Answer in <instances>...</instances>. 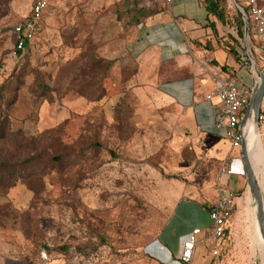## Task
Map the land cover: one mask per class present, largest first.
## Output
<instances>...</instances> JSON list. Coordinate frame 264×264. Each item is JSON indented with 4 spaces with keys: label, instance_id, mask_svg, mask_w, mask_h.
Masks as SVG:
<instances>
[{
    "label": "rangeland",
    "instance_id": "rangeland-1",
    "mask_svg": "<svg viewBox=\"0 0 264 264\" xmlns=\"http://www.w3.org/2000/svg\"><path fill=\"white\" fill-rule=\"evenodd\" d=\"M32 4L0 0V86L19 78L16 99L4 106V116L12 132L23 134L21 145L0 140V156L17 161L63 147L75 153L64 159L61 170H43L33 182L19 179L0 191V264H161L156 242L179 200L201 197L209 205L218 176L222 185L229 179L236 188L239 175L243 186L234 189L236 206L225 238L217 242L218 256L227 264H262L241 148L232 150L223 132L204 131L196 120L204 113L201 99L212 87L208 72L194 77L187 70H195L199 51L184 58L186 69L174 61L162 67L156 45L139 58L132 55L146 19L135 22L134 14L139 7L163 3L47 0L40 34L18 55L12 26L31 15ZM226 8L230 23L219 24L225 35L236 33L239 12L232 0ZM241 46L256 66L253 72L262 73L264 53L256 52L255 35L248 34ZM214 56L225 62L224 50L216 49ZM95 58L112 64L92 85L85 75L102 67L99 63L85 72L84 66ZM206 64L215 66L212 60ZM37 77L52 89L45 97L31 90ZM237 78L245 76L237 73ZM202 119L210 125L209 117ZM258 131L264 153L260 122ZM95 141L101 146L91 147ZM227 158L231 174L219 175ZM254 171L264 197V165ZM205 247L198 250L206 257Z\"/></svg>",
    "mask_w": 264,
    "mask_h": 264
},
{
    "label": "crops",
    "instance_id": "crops-1",
    "mask_svg": "<svg viewBox=\"0 0 264 264\" xmlns=\"http://www.w3.org/2000/svg\"><path fill=\"white\" fill-rule=\"evenodd\" d=\"M240 2V8L248 9L247 0H238ZM260 5H264V0H258ZM162 7H158V12L151 14L144 19V22L141 24V32L138 35L135 43L132 44L131 50L134 57H140L149 47L156 45L159 47L158 62L163 67L164 65L174 63L178 64V67L185 68L184 58H189L188 55H193V50L199 51L200 59L197 60L198 64H195V70H192L190 66L187 69L189 74L194 77H202V71L208 72V77L210 79L211 73H219L229 78L231 81L242 85L248 90L253 89L257 83L256 74L257 71L252 70L248 62H243L241 60H236L232 55H230L226 49H224L220 44H218L217 37L213 33L212 29L209 26L210 22L215 21L217 23L218 38H223L224 40L229 39L228 34L234 36L240 42V46L237 47L239 53L241 40L246 36V30L244 37L241 39L237 33L221 34L219 31V22L213 16H208L207 10L203 3V0H173L171 4H162ZM192 42V43H191ZM216 49H221L225 51V62L220 63L218 59L214 56ZM259 54L258 48H255ZM241 55V54H240ZM228 57H232V60H229ZM207 60L216 61L215 66H207ZM180 60H182L180 62ZM226 67V72H221V67ZM237 73H242L245 78L238 79ZM243 82H246L244 84ZM212 83V81H211ZM213 88L206 90L204 99H201V105L204 108V113L196 116V120L199 123L198 125L204 131H208L212 127L215 129L214 117L215 111L213 105L206 100L207 93ZM189 105L194 106V101L189 100ZM188 104V103H187ZM261 110H264V99L262 103ZM209 117L210 125L205 126L203 123H200L202 118ZM201 118V119H200ZM201 124V125H200ZM264 126V123L261 122ZM259 133V131H258ZM260 135V134H259ZM261 140V139H260ZM262 146V142H261ZM263 150V147H262ZM264 154V153H263ZM245 172V171H244ZM259 174V173H258ZM239 182L237 184V189L243 186V178L239 175ZM229 180V179H228ZM227 180V185L224 187L233 190L236 189L235 185L232 188L229 185ZM219 183L221 184L220 180ZM222 185V184H221ZM214 198H212L211 203L208 205L201 197L197 198H184L179 200L178 205L171 217L167 222L164 232L160 235L159 240H157L158 249L162 252L161 264H183L179 260V254L182 250L183 242L187 238L188 234L194 227H200L201 233L199 234V239L194 257L190 264H227L228 262L225 259H219V250L217 247L218 240L212 242L209 245L206 236L210 233L213 222L209 216V207L215 201L216 196V181L214 183ZM255 235V227L251 234V239ZM224 239L223 237L219 240ZM205 244L207 249L206 257L202 255L198 250L201 245ZM227 245V243H226ZM177 246V253H172V248ZM213 249L218 251L217 254H213ZM156 251V249H155ZM157 252V251H156ZM175 257V258H174Z\"/></svg>",
    "mask_w": 264,
    "mask_h": 264
},
{
    "label": "built area",
    "instance_id": "built-area-1",
    "mask_svg": "<svg viewBox=\"0 0 264 264\" xmlns=\"http://www.w3.org/2000/svg\"><path fill=\"white\" fill-rule=\"evenodd\" d=\"M143 1L147 4L154 2L171 4L173 2V0ZM247 4V12L241 9L244 14V16L242 15L243 20L247 22L248 32L250 30L257 38L258 51L264 53V5H260L258 0H247ZM47 6V0H33L31 15L13 24L12 32L16 38L15 50H25L27 44L31 43L40 34L41 18ZM240 54L241 60L249 63L251 59L242 55V52ZM250 66L252 70L256 68L252 63ZM256 78H258V74H256ZM210 79L213 83V88L207 93L206 100L213 105L215 111V129L224 133L231 143L232 150L241 148L242 135L244 134V129L241 128V120L244 116L242 111L249 103L252 89L248 90L219 73H211ZM214 100H217L219 103L214 104ZM258 120L260 123L264 122V112H260ZM224 173L231 174L230 160L228 158L223 161L219 175ZM235 206L236 196L234 191L221 185L218 176L215 201L209 207V216L213 222L212 229L206 236L209 245L223 237ZM200 233L201 228L194 227L184 240L179 254V260L183 264L191 263L196 246L201 241L198 237ZM212 253L217 254L218 251L213 249Z\"/></svg>",
    "mask_w": 264,
    "mask_h": 264
},
{
    "label": "trees",
    "instance_id": "trees-1",
    "mask_svg": "<svg viewBox=\"0 0 264 264\" xmlns=\"http://www.w3.org/2000/svg\"><path fill=\"white\" fill-rule=\"evenodd\" d=\"M203 3L207 10L208 16L215 17L216 20L223 25L230 23L229 18L227 16V0H203ZM244 10L245 12L248 11L247 8H244ZM156 12H158V9L156 7H153L151 9L139 7L138 14H134L133 20L135 22H139L143 17L146 18L147 16ZM209 26L217 37L218 44H220L224 49H226V51L230 55H232L236 60H240L241 55L237 50V47L240 46V42L235 39L234 36L231 34L228 35L229 39L227 40H224L223 38H218L217 23L215 21L210 22ZM235 26L237 35L242 39L245 34V22L240 12H237V21L235 23ZM248 33L250 35V30ZM15 52L18 55H21L22 53L21 50H15ZM89 63V65L84 66V69L86 70L85 72H88L91 69L94 70V67L99 66V63L102 67L101 70L98 67L94 70L95 72L91 71L94 73L90 72L89 76L85 75L86 82L88 84L94 85L93 82L98 78L97 74H99V71L104 74L106 69L111 66L112 60L108 61L103 60L101 58H95L93 62L91 60V62ZM215 63L217 62L215 61ZM222 67L223 69L225 68V66ZM18 82L19 78L15 77L7 79L6 82H4V84L0 86V140L8 139L13 144L18 143L19 145H21L23 143V141H21V138L23 137L22 132H12L9 129V117L8 115L4 116L3 110L11 107L12 103L15 101L16 94L13 92V88L16 87ZM31 90L34 93H37L39 97H45L49 92H51L52 89L43 81V78L39 79L37 77L35 78L34 83L31 84ZM10 93L15 94V96H12ZM97 98H100V95H98ZM245 110L246 108L242 111V114L245 113ZM261 112H264V110H261ZM1 114H3V117L1 116ZM90 146L93 148L100 147L101 143L95 141L91 143ZM74 153L75 151H73L71 148L63 147V149L58 152H55L54 154H47L44 151H38L33 154H29L22 160L17 161L12 160V158L10 157L2 158L0 156V191H5L8 188L12 187L19 179L26 183L33 182L35 180V177L41 174L43 170H61L64 166V159L66 157H70ZM227 227L225 228L223 238H225L226 236L228 229ZM44 247L47 252H50V249L47 245H45ZM60 250L65 252L66 247H60Z\"/></svg>",
    "mask_w": 264,
    "mask_h": 264
},
{
    "label": "water",
    "instance_id": "water-1",
    "mask_svg": "<svg viewBox=\"0 0 264 264\" xmlns=\"http://www.w3.org/2000/svg\"><path fill=\"white\" fill-rule=\"evenodd\" d=\"M232 2L235 4L238 11L244 16L237 1L232 0ZM245 27H246V36H247L248 35L247 22H245ZM258 78H259V82H257L254 88L252 89L249 103L246 107L244 116L241 120L242 129H244L252 113L254 116V121L256 126L257 127L259 126L258 117L260 115L261 107L264 99V71L262 73L258 72ZM241 154L243 158L244 170L247 178L249 193L251 195L255 207V217L257 219L260 231L264 236V197H263L262 189L260 187V184L258 182V179L255 175L254 169L249 159L247 143L244 134L242 135ZM262 264H264V258Z\"/></svg>",
    "mask_w": 264,
    "mask_h": 264
},
{
    "label": "bare ground",
    "instance_id": "bare-ground-1",
    "mask_svg": "<svg viewBox=\"0 0 264 264\" xmlns=\"http://www.w3.org/2000/svg\"><path fill=\"white\" fill-rule=\"evenodd\" d=\"M244 135H245V140L247 143L249 159H250L253 169L255 165L256 166L264 165V154H263V150L261 146L260 135L258 133V127L256 126L255 121H254L253 113L251 114L249 120L247 121V124L244 127ZM253 210L255 213V207H253ZM255 226L257 229L256 237L258 239L259 248L264 249V236L260 231L256 217H255Z\"/></svg>",
    "mask_w": 264,
    "mask_h": 264
}]
</instances>
